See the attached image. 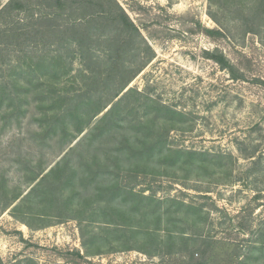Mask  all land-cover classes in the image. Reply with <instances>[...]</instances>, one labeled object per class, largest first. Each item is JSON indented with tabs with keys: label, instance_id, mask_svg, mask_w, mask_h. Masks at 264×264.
Listing matches in <instances>:
<instances>
[{
	"label": "rangeland",
	"instance_id": "1",
	"mask_svg": "<svg viewBox=\"0 0 264 264\" xmlns=\"http://www.w3.org/2000/svg\"><path fill=\"white\" fill-rule=\"evenodd\" d=\"M116 1L139 31L119 92L108 34L84 62L76 45L3 34L46 8L0 14V264H183L185 247L145 251L171 232L199 234V257L211 240V264H264V0ZM44 53L64 58L53 81L25 62ZM79 99L86 118L55 127Z\"/></svg>",
	"mask_w": 264,
	"mask_h": 264
},
{
	"label": "trees",
	"instance_id": "2",
	"mask_svg": "<svg viewBox=\"0 0 264 264\" xmlns=\"http://www.w3.org/2000/svg\"><path fill=\"white\" fill-rule=\"evenodd\" d=\"M78 0H9L5 6L1 9L0 14L6 13L11 14L14 11L19 12H26V11H32L35 7L40 8H46L48 10L47 13H42L40 15V18L38 22H33L32 24L24 25L21 27L11 28L8 24L4 28V35L8 38L15 37L19 35L21 32H25L24 34L33 33L35 36L26 44L29 45L28 47H33L35 49L40 48L41 45L47 44L48 46L52 48L59 49V47L62 46L65 43V45H76V48L79 50V52L83 56V61L86 62L87 60H91L93 62L94 58L90 54V47L92 48L91 42H95L97 39H101L103 35L108 34L105 38V42L108 43L109 51H110V58H114L116 63V68L120 72L119 77L120 82L117 88V92L122 91L129 82L133 79L135 73H133L132 69H129V67H125V62H120V58H122V55H124L127 50L126 46H128L131 43H134L135 39L139 35L138 27L137 25L130 19L129 15L126 13V11L123 9L122 6L118 4L116 0H89V4L86 2L84 4V10L83 13L86 12L89 7L92 8L91 12L85 13L83 15L84 19L80 20L81 18H73V16L76 15V12L74 8H72V12L69 11L70 2H77ZM96 6V8H95ZM264 6V3L259 4V7L262 8ZM51 9V10H50ZM69 11V12H68ZM2 12V13H1ZM53 14L56 16L64 15L70 20V23H66L65 25H59L56 26L51 22L53 21ZM52 15V16H51ZM72 16V17H71ZM243 25H247V20L242 19ZM118 27V30L114 28V26ZM109 28L111 29L110 31ZM100 29H104L106 31H100ZM252 29H247V31H251ZM20 32V33H19ZM127 32V38H125L126 43H121L120 40L123 39L124 34ZM209 34H222L221 29H209ZM90 41V43H89ZM40 45V46H39ZM88 46V49H87ZM86 48V49H85ZM133 49V47H132ZM88 50V51H85ZM27 52L26 49L20 50V57L22 58V55ZM133 52V51H132ZM62 54V53H61ZM54 55L53 57H50V55L44 53L43 55L37 54L39 56L38 60H34L33 57H30L31 60L25 61L28 63L30 67H35L40 72H44V74H51L49 77H46L47 80L53 81V77L58 74H60V70L63 67H61L62 62H64V58L62 55ZM88 54V56H87ZM49 58V59H45ZM215 59L218 60L222 65H228V61L226 60V57H224L223 54L214 55ZM96 62V61H95ZM88 66V65H87ZM229 66V65H228ZM17 68L20 67V65L16 66ZM14 69V72L16 70ZM90 68L91 72H97L95 68L93 67H86L85 69ZM138 71V69H136ZM53 72H56V75L53 74ZM135 72V71H134ZM48 76V75H47ZM42 91V89H40ZM58 96V95H57ZM53 104L60 105L63 101H66L65 97H54ZM89 101L83 102V100L79 99V104L77 105V112L76 108L73 109L71 106H67L65 108V111L62 113V115L58 118L57 124H54V126L59 125H68L67 122H69L71 119H73L78 123H81L82 118L85 117V115H81V110L85 107V105ZM83 113V112H82ZM86 118V117H85ZM74 172L70 175L68 178L74 179ZM174 230V229H173ZM172 230V231H173ZM154 236H151L150 240L154 243L153 245H156L155 247H152L153 250L150 249L145 250L146 253L149 255H153L158 253V250H161L160 253H162V249L165 247V244H167L165 241L169 242L170 244H167L170 248L181 249L182 247L187 248L189 257L182 262L183 264H211V261L207 258L209 249L212 247L211 240H205V248L202 250V256L199 257L195 256V244H198L197 238L199 234H190V235H177L174 233H170L168 235L167 240L165 238H159L155 233ZM150 241V242H151ZM151 242V243H152ZM193 242V248L191 247L190 243ZM159 245V246H158ZM166 245V246H167ZM190 248V249H189ZM238 254V253H237ZM245 261H239L238 264H244ZM89 264H106V263H97L93 261H89ZM161 264V263H160Z\"/></svg>",
	"mask_w": 264,
	"mask_h": 264
}]
</instances>
